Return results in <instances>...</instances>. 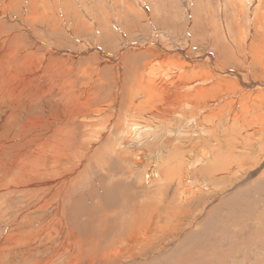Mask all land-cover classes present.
<instances>
[{"label": "bare ground", "instance_id": "6f19581e", "mask_svg": "<svg viewBox=\"0 0 264 264\" xmlns=\"http://www.w3.org/2000/svg\"><path fill=\"white\" fill-rule=\"evenodd\" d=\"M239 1L241 3V4L239 3L238 5L240 12L236 14V18L237 19L241 18V20L243 21L245 17L248 16V13L246 11L250 12L253 10V8L251 6V0H239ZM118 2L120 3V5L121 4L124 5V8L127 9L128 11H133L134 13H136L134 8L131 7L130 1L118 0ZM28 3L30 4L29 8H27V13L30 12L28 18L29 21L30 20L32 21L34 26L37 20H39L38 13L41 12V11L39 12L40 6H42V8L46 12L53 11L54 13H56L57 11L60 10L57 8L55 9V3H50L49 0H29ZM262 4H264V1L259 0L258 6H261ZM18 5L20 6V3L17 4V0H7L6 5L0 4V14H2L1 16L5 17L11 8H16ZM74 5L76 4H74L71 1H68L67 7L65 8V12H67L66 11L67 8L69 9L70 7H72L73 9ZM85 6L83 4L84 9ZM247 7H251V9H247ZM119 8L121 7L119 6ZM119 8L118 11L120 12ZM31 12H33V14H31ZM254 12L256 13V10ZM27 15L23 19V23L20 22V24L22 25L26 24ZM252 19L253 18H250L249 15V18L246 19L245 22L248 20L249 22L252 23ZM254 19H255L254 22L257 24L256 26L257 29L261 31V34H264V28L259 27L260 23L264 26L263 23L264 14L263 13L258 14V17ZM86 21L85 22L80 21V22H82V24L88 23ZM134 21H131L130 24H132ZM165 21H167V23L165 24L168 25L169 21L168 20ZM177 21L181 22V20L179 19ZM177 21L175 19L173 23H176ZM60 22L61 24L59 22H55L56 24L53 23L52 25V27L54 28L53 31L55 32L54 34L56 35V38L59 40V42H61L62 40L59 39L60 36L65 38V41L67 40L66 37L64 36V32L69 31L72 27L71 25L70 26L67 25L68 24L67 20H65L64 17L60 19ZM169 23L170 26L173 25L171 22ZM201 23L203 24L202 28H190L193 34V38L194 36L197 37L199 36V39L200 37L203 39H207L212 34L211 29L205 27L206 24L204 23H207V21ZM126 24L127 23L124 22V25ZM162 24L164 25V22ZM128 25H129V21H128ZM0 26L1 28H4L5 24H1ZM64 26L67 28H64ZM84 26L85 28H81L83 32L94 33V37H95L94 47H96L97 50V51L96 50L93 51V53H95L96 56L94 60L98 58L97 54L100 55L105 51L109 52V54L115 57L120 55V57L118 58L121 63L122 60L123 62H127L129 60L127 59L128 56L126 54V51L121 52L120 49L117 50V47H113V50H110L112 49V46L115 45V43H113V40H117L120 42L123 40V38L119 33L114 32V29L91 28L90 25H89L90 28L88 27L86 28V25ZM60 27H62V30H60ZM129 27L125 28V30L129 31L130 29ZM241 27L242 25L240 26L239 31L236 30L216 31V34L213 35V45H212V49L214 52L208 58H204V60L203 58L199 60L198 58L192 57L190 55L192 50L190 51L189 48L197 40L196 37H195L196 40L195 39H194L195 41L192 40L191 44H188V46L185 45L183 48H179L175 50L170 49L172 47V46L170 47V45H167L169 46L168 49V47H165L163 43L156 44V42L154 41H153L154 43L151 44L153 45L152 47H148L144 49L145 47H141L136 43H132V41L129 39L133 47L138 45L139 47H137V49H139L141 52H145V53L149 52L151 55L155 54V58L149 60V62H145V64L143 63V65L141 66L135 65L136 64L135 59L131 60V62H133L135 66L132 65L125 66L122 64L124 66L126 77L129 78V80L132 81V83L123 82V86L125 87V89L122 88V95L120 96L119 105H117L118 110L113 112L112 114L108 113V111L116 105V102L113 103L112 101L115 98L112 100L110 99L109 102H105L106 104L99 105L96 103L106 100H103L101 97L99 98L98 94L95 93L94 97H84V100L82 101L81 98L82 95H80V93H82L84 90L78 89L79 87L77 84V81L81 80V78L78 79L76 78L71 82L67 81V83H64L62 81L56 82L55 85L60 90V93L63 92V96H64L63 99H65L64 101H66V103L68 102L73 105L72 111L73 109H76L74 111L76 113H73L70 121L67 122V123H73V126L71 127L70 131H73L74 127L75 130L78 129L76 128V126H74V123L76 121L79 125H81L82 128L80 132L81 136L84 137L85 135L86 137L85 141L82 143V146L88 147L91 145L92 147L91 149L92 152L91 153L89 152L90 155H88V159H87L88 164L84 168V171L78 174L76 177L72 178L71 180H68V186L64 187V189L59 188L60 191L56 193L59 196L60 202L63 203L62 202L63 200L67 201L69 199L68 195L71 192L77 191L76 189L80 186V184H82V182L85 179L89 178L88 177L89 174L94 175L91 173L93 170H99V172L101 173L100 175L104 176L105 178L107 177V179H109L111 176L114 175V172L116 171V167L118 168L122 167V168H126V171L128 173L126 177H129L130 179L129 181H127L126 184H124L121 179L114 178L111 180L112 183L111 185L106 184L104 186L103 189L104 198L103 197L102 198L104 201L108 199L111 203L105 204L104 202L105 205H103V207H105L106 210L107 209L111 210L114 214V217H112L111 214H109L110 215L109 216L105 210L101 211L102 213L105 214V217L107 218V222H108L105 223L104 227L111 225L109 224L110 220L112 219L114 221L115 219L121 220L122 218H124L123 216L131 217L130 221H126V222L124 221L123 223L120 221L122 223L121 226L119 225V223L115 224L116 223L115 221L114 223L115 227L114 225L113 228L112 225L110 226V228L113 229V232L110 234V236L107 235L105 239L106 242L110 243L109 245L108 243L106 244L104 243L101 246V244L97 243L94 246H92L90 250H85V248H83L82 246L83 237L80 239V241L78 238H74L75 241H79L80 248L78 249V253H74L73 251L72 254L73 257L75 255H77L78 257L84 256V258L88 257L89 252L93 250L92 253L94 254L97 253L99 257L97 259L95 258V261L98 260V263L100 264H108V262L111 263L112 260L118 261V259L123 260V258L124 260H126L125 257H130L132 254L135 253H137V255L142 254L144 251H146L145 249H148L151 246H155L158 240L160 241L164 240L165 236H168L171 239L176 237L178 235L177 232L182 226L183 227L181 230H184L188 222H186L187 218L182 220L184 214L181 212L186 209H187L186 213H188V210L191 212H193V210H196V212H194L195 213L194 216L195 217L198 216V214H200L202 211L201 210L202 205L206 206L209 203L205 201L204 192L210 191L212 194H214L218 191H227L234 184H236V186L234 187L236 188L235 190H237L235 191L237 194L234 195L232 194L233 192H231L230 193V195L232 194L231 198L229 197L227 198V200H224V202L222 201V203L219 204L220 207L224 208L230 206L232 210L233 209L232 204H234V210L232 211H235L238 214H241V211L242 212L246 211L250 215L253 214L248 212V209L250 207L249 205H252L250 204V201H252V199L254 198L255 199L257 198V196L254 197L255 192L253 190L258 188L257 190V192L259 193L258 196L260 197V199L264 197L263 196L264 194V39L255 38L256 34L258 35L257 31L252 30L251 28L248 30V28H241ZM138 30L140 31L139 28ZM72 31L76 35L75 31L79 32L80 30L79 28H72ZM34 34L36 33L34 32ZM20 35L21 34L19 33L16 34L7 33L5 37L6 39H4L3 46L7 42H9L11 47L13 45L12 44L13 41H15V43H23L24 41L23 37L22 35L21 36ZM238 36H241V39H239ZM36 37L41 38L38 34H36ZM226 37H230V40L233 39V41L231 40V43H229ZM0 38H2L1 35ZM165 40H169V39H165ZM160 41L162 40L160 39ZM200 41L199 44L203 40L201 42ZM55 43L56 40H54L51 44H55ZM171 43L172 42H170V44ZM104 47H109L108 49L110 51L104 50ZM21 48H25V46H22ZM157 48H160L161 51L165 52L164 57H157L160 55L157 52ZM52 49L53 48H51V50ZM102 50L104 51L102 52ZM83 53H88V52H82L81 55H84ZM11 54H13L14 57L10 60H6L10 68H12V62L15 61L16 59L15 57L16 55L14 53ZM189 55L191 56L192 59L189 58ZM137 56L139 55L137 54ZM141 59L144 58L141 57ZM205 60H210L215 62L213 66L215 67L217 73H214L209 69V65ZM234 61L237 62V64H229V62H234ZM3 62L0 61V66L4 65ZM62 63H64L63 60L60 61L59 65H61ZM239 64L244 67L242 69H239L238 67ZM18 65L20 69L21 66H24L25 68L26 58L21 59ZM49 65L53 67L54 62L53 61L50 62ZM35 66L37 68H40L39 61L38 64H35ZM199 67L203 68V71L205 73L204 75H202V72L201 70H199ZM141 68L144 69L141 70ZM32 71L37 72L38 70L33 68L31 72ZM61 71L63 72L69 71L68 65L64 66L63 64V66L61 67ZM131 71L132 74L130 75V77H128ZM3 73L4 71H0V75H3ZM13 73L14 70L11 69L9 77L3 76L5 80L3 82V86L2 89L0 90V93H3L4 95L5 94L8 95L9 88L13 87L14 84H16L15 89H18L19 88L18 80H22L21 77H23V80L26 81L27 79L26 72L25 73L16 72L15 74ZM81 73L85 76L84 72ZM20 74L22 76L18 77V75ZM65 75H67V73ZM223 76H229V77L225 78ZM88 77L90 78L89 75ZM85 83L86 81L84 80V84ZM81 85H82V81H81ZM49 87L46 86V88ZM0 96L4 97L2 94H0ZM54 99L57 100L55 96L53 97V100ZM95 104L97 107H95ZM104 113H106V115ZM80 116L84 118L82 120H79ZM67 123H64L62 127L65 130L67 129L66 127ZM84 127L86 132L83 135L82 131L84 130ZM155 128L157 129L153 131V129ZM63 129L61 130L56 129V131L57 133H59L62 132ZM51 131L53 132V130ZM106 133L107 136L105 138ZM71 138L69 140L72 141L74 137L72 136ZM100 142L101 144L95 148L97 143ZM65 143L67 148L66 147L64 148L63 146V144ZM71 143L72 142L53 141L52 139H47L45 141L44 139L35 147V151L36 154L38 153L43 157H45L46 159L45 165L47 166L48 162L51 159H56L57 161H63L65 160V158L69 159V157L66 156L67 153L70 157L76 156L77 155L76 151L72 153L68 152V149L73 144ZM73 146L72 149H75ZM50 147L54 149L51 150ZM57 149L58 150L60 149L61 151H58ZM186 149L188 151L187 154L185 153ZM77 156L79 158L78 161H82L84 154L81 153L80 156L79 155ZM27 159L28 161L30 159L35 160L34 155H30V154L29 157H27ZM28 161H27L28 170L26 171V169H24L25 172L23 173V170L21 169L20 174H25V173L31 174L36 170L38 171L43 170V168H41L40 166L38 167L39 162L33 164V163H28ZM55 167H56V163H54L53 165V168ZM75 168L76 167H74V170ZM68 169H69L68 171H70V169L73 170L72 167H69ZM145 170H151V173L147 177H145L144 175ZM49 172L51 173V171ZM47 173L48 171L46 170V174ZM126 177H122V178H126ZM49 178L51 177L49 176ZM132 178H134L135 181L132 180ZM13 181L14 182H12L13 184L11 186L1 184L0 189L6 190L8 192L9 191L8 187L10 188L14 187L15 189L18 188L19 190L20 186H23L25 184V178L22 176L14 177ZM59 181L62 180H60L59 178V180H54L53 182H59ZM47 183L46 185H48ZM172 185H175V195L173 200L164 202L162 206L159 205L156 206V202L153 201L154 194H157L158 196L164 195L166 190L170 188ZM118 189H122V190H118ZM20 190L23 191L27 189L22 190L21 188ZM31 191H35V190H28L26 192V195H28ZM91 192L92 190L90 191V193ZM37 193L38 191L34 195L37 196ZM44 195L46 196V194ZM41 196H43V194ZM37 197L35 198V200H39V198ZM28 199L30 198L27 197V200ZM30 201H33V198L30 199ZM115 202L119 203L117 208H116L117 205L116 206L114 205ZM31 203L33 205V202ZM74 204L76 203L74 202ZM54 205H56L57 207L59 206L56 203ZM41 207H43V204L41 205ZM48 208L49 207H47V209ZM183 208L185 209L183 210ZM160 209H162V211H160ZM250 210L252 212L254 211L253 208H251ZM92 213L94 212L92 211ZM156 215H158L157 219L159 220V223L157 219H153L154 216ZM204 215L205 216L194 225V228L191 231L190 236H187L185 238L186 241L189 240L191 243L194 237H196L197 235H199L198 239L203 240L205 238L204 237L205 231L209 230L210 234H213L215 232L214 229L219 227L221 228L223 226V222L221 226L222 220L220 218H216L218 216H215V214L211 212V209H208ZM170 220L172 221L176 220L178 224L172 226L170 225L168 226L167 224L166 226L160 225L161 223L166 221L171 223ZM55 223L58 224V220ZM55 223L54 221H52V224L49 225L47 224L46 227L49 230H52L53 224ZM225 223L229 230L231 228L230 224L233 223V221L229 218V222H225ZM59 225H60L59 228L57 227L58 230L56 229L58 235L61 234L62 236L67 235V232L69 231V234L73 236L70 230L65 229L64 227L65 224L63 219L62 222H60L59 219ZM116 225H118L119 227H116ZM222 228L220 231L223 232ZM156 229H159L160 231H164L167 229L168 231L167 232L164 231L162 233H156L157 234L156 235L155 234ZM92 232H94L93 229L91 230V232L89 231L88 233L91 235L93 234ZM42 234H47L51 237L54 235L53 233H46V231L42 232ZM42 234L36 232L37 236H35V238H40ZM210 236H211V240L209 239L210 241L209 245L206 244V246L203 247V249L207 250L208 252H212L213 249L215 248L214 246L215 241L212 240L213 235ZM92 239L95 240V238ZM3 242H5L6 245H8L11 244L13 241L11 238L10 239L5 238ZM76 245L78 244L76 243ZM191 245L194 244L192 243ZM199 245L197 244V246ZM104 247L106 248L104 249ZM161 247L162 245L159 246V248ZM195 247L193 248L195 249ZM94 249L97 250L94 251ZM175 249L178 250V248L176 247ZM179 251L181 250L179 249ZM183 252L184 251H182V253ZM182 253L181 252L179 253L181 257H182ZM7 254L8 252L6 253V255ZM191 254L194 253L189 252L188 256H191ZM176 255L175 256L178 257V254ZM7 256L14 257L13 254ZM7 256L6 258H8ZM32 256H34V254H32ZM110 256L113 257L110 258ZM41 257L40 256L37 257L40 259H38L35 264H47L45 258L41 259ZM69 257H72L71 254ZM135 257L136 256H134V258ZM197 257L198 259L201 258V256L200 257L197 256ZM174 258L175 257H173V259ZM188 259H192V258H188ZM69 260H71V258ZM74 260H76V258ZM80 261L79 262L74 261L73 264H77V263L80 264L81 263ZM209 262H212V260ZM185 263L187 262L185 261ZM218 263L221 262L219 261ZM189 264H193V263L190 262Z\"/></svg>", "mask_w": 264, "mask_h": 264}, {"label": "rangeland", "instance_id": "374dc122", "mask_svg": "<svg viewBox=\"0 0 264 264\" xmlns=\"http://www.w3.org/2000/svg\"><path fill=\"white\" fill-rule=\"evenodd\" d=\"M68 1H71L76 5H74L75 7L73 6V9L72 7H70L69 9L67 8L66 9L67 12H65V8L67 7ZM128 1L131 2L130 5L132 8H134L136 13L125 9L122 4L120 5L118 0H86V1L85 0H62V1L49 0L50 3H55V9L57 8L60 10L57 11L56 14L53 11L46 12L42 8V6H40L39 12L40 11L41 12L38 13L39 14L38 19L40 21L37 20L36 22L37 25L35 24V26L31 20L29 21L28 18L30 13V12L27 13V8H29L30 6V4L28 3L29 0H17V4L20 3V6L19 5L17 6L19 9L17 7L11 8L5 17H2L1 16L2 14H0V25L5 24L4 28H1L0 26V35L2 36V38H0V61L1 62L4 61L3 62L4 65L0 66V71H4L3 75H0V86H1L0 90L2 89L3 82L5 80L3 76L9 77L11 69L14 70L13 74H15L16 72L27 73L26 81L23 80V77H21L22 80H18L19 91L18 89H15L16 84H14L13 87L9 88L8 95L7 94L4 95L3 93H0L4 96V97L0 96V186L1 184L11 186L13 184L12 182H14L13 181L14 177L22 176L25 178V184L23 186H20V189L21 188L22 190L27 189L21 191L20 189L18 190V188L15 189L14 187L12 188L8 187L9 190L8 192L6 190L0 189V247H1L0 264H35L36 261L40 259L37 258L39 256L40 257L43 256L41 257V259L45 258L47 264L50 263L73 264L74 261L79 262L80 260H81L80 264H100L98 263V260L95 261V258L97 259L99 257L97 253L95 254L92 253L93 250L89 252L88 257L85 258L84 256L78 257L77 255L73 257L72 255L73 251L74 253H78V249L80 248L79 247L80 239L83 237L82 246L83 248H85V250H90L91 247L97 243L101 244L102 246L104 243L105 244L108 243L105 241V239L107 235L110 236V234L113 232L112 229L113 225L115 227V224L119 223V225L121 226L124 221L125 222L130 221L131 218L128 216L129 217L128 219L127 216H123L124 218H122L121 220L115 219L116 223L112 219L109 221L110 222L109 224L112 225V228H110L111 225L104 227L105 223L108 222H107V218L105 217V214L101 212L105 210L108 215L111 214L112 217H114V214L111 210L109 209L106 210V208L103 207V205L111 203L108 199L105 201L103 200L104 198L103 189L106 184L111 185L112 184L111 180L114 178L121 179L124 184H126L127 181L130 180L129 177H126L128 175L126 168H122V167L121 168L116 167V171L114 172V175L111 176L110 178L108 177L109 179H107V177L105 178L104 176L100 175L101 173L99 172V170H93L91 173L94 175L89 174L88 176L89 178L85 179L84 180L85 182L83 181L82 184H80V186L76 189L79 192L77 191L71 192L69 194L70 196L68 195L69 199L67 201L63 200L62 201L63 203L60 202L59 196L56 193H58L60 189L62 188L64 189V187L68 186V180H71L72 178L76 177L78 174L84 171V168L88 164L87 159H88V155H90V153L92 152L91 151L92 147L91 145L88 147L82 146V143L86 139L84 135V133L86 132L85 127L84 130L82 131L84 137L81 136L80 134L82 129L81 125H79L76 121L74 123V126H76V128L78 129L75 130L74 127L73 131H70L71 127L73 126V123H67V122L70 121L72 114L76 113L74 112L76 109H73L72 111L73 105L68 102L66 103V101H64L65 99H63L64 97L63 92L60 93V90L55 85L57 81L58 82L62 81L64 83H67V81L71 82L76 78L77 79L81 78V80L77 81V84L79 87L78 89L84 90L82 93H80V95H82L81 97L82 101L84 100V97H94L95 93L98 94L99 98L101 97L103 100H106L96 103L99 105L106 104L105 102H109L110 99L112 100L115 98L112 101L113 103L116 102V105L108 111V113L112 114L113 112L118 110L117 105H119L120 96L122 95V88L125 89V87L123 86V82L132 83V81H130L129 78L126 77V73L124 71L123 65L141 66L143 65V63L145 64V62H149V60L155 58V54H153L152 52L151 53L154 55V57L149 52L146 53L141 52L139 49H137V47L139 46L145 47L144 49H146L148 47H152L153 45L151 44L156 42V44L163 43V45H165V47H168V49L169 46L167 45H170V47L172 46L170 49L175 50V49L183 48L185 45L188 46V44H191L192 40H194L196 37L197 40L196 39H195L196 41L194 40L196 43L193 41L194 42L193 45L195 44L194 47L193 45H191L189 48L190 51L192 50L190 55L192 57L198 58L199 60H201V58H203L204 60V58H208L214 52L212 49V45H213V35L216 34V31H225V30L239 31L240 26L242 25L241 28H248V30L251 28L252 30L257 31L258 35L256 34L255 38L264 39V34H261V31L258 30L256 27L257 24L254 22L255 21L254 18L258 17V14H262V13L264 14V4L258 6L259 0H251V6L253 10L250 12L246 11L248 13V16L245 17L243 21L241 20V18L239 19L236 18V14L240 12V9L238 7L240 3L239 0H128ZM0 4L6 5L7 0H0ZM83 4L85 6V9L83 7ZM118 5L121 8H119ZM118 8L120 12L118 11ZM247 9H251V7H247ZM255 10L256 13L254 12ZM31 14H33V12H31ZM26 15H27L26 24L25 25L20 24V22L23 23V19L26 17ZM249 15L250 18H253L252 23L249 22L248 20L245 22V20L249 18ZM63 17L65 18V20H67L68 23L67 25L68 26L71 25L72 27L69 31H65L66 33L64 32V36L66 37L67 40L65 41V38L60 36L59 39L62 40L61 42H59V40L56 38V35L54 34L55 32L53 31L54 28L52 27V25L55 22H59L61 24L60 19ZM165 17L168 19H166ZM40 18H42L43 20ZM175 19L176 21L178 19L181 20L182 23L179 21H177L178 24L177 22L173 23ZM165 20H168L173 25L170 26L169 22L168 25L165 24L167 23V21ZM80 21H84V22L86 21L88 23L82 24V22ZM128 21H129V25H128ZM131 21L134 22L130 24ZM204 21L205 22L207 21V23H204L207 25V26L205 25V27L210 28L212 34L207 39H203L200 37L201 41L203 40L202 43L199 39V36L198 37L194 36L193 38V34L190 28H202L203 24L201 22ZM124 22L127 24L124 25ZM163 22L165 26L162 24ZM84 25H86V28L87 27L90 28L91 26V28L114 29V32L119 33L123 38V40L121 42L117 40H113V43H115V45H113L112 49L110 50H113V47H117V50L120 49L121 52L126 51V54L128 56L127 59L129 60L127 62H123L122 60L121 63L118 58L120 57V55L115 57L106 51L100 54L101 56L97 54L98 58L94 60V58L96 57L95 53H93V51L96 50V47H94L95 46L94 33L83 32L81 28H85ZM127 27H129L132 31L129 28L128 29L130 32L128 30H125V28ZM259 27L264 28V26L261 23L259 24ZM64 28L67 27L64 26ZM72 28H79L80 31L79 32L75 31L76 33L75 35L72 31ZM121 28L124 29L122 30ZM138 28L140 29V31L138 30ZM60 30H62V27H60ZM34 32L38 34L41 38L36 37V34H34ZM7 33L9 34L19 33L22 35L23 40L25 42L23 41V43H15V41H13L12 42L13 45L12 44L11 45L14 47L12 46L10 47L9 42H7L3 46L4 39H6L5 37ZM226 38L228 39L229 43H231V40L233 41V39L230 40V37H226ZM238 38L241 39V36H238ZM129 39L132 41V43H136L139 46L136 45L133 47ZM153 39L155 40L157 39V40L155 41ZM160 39L162 41H160ZM165 39H169V40H165ZM54 40H56V43L51 44ZM199 41L201 42L200 44ZM170 42L172 43L170 44ZM22 46H25V48H21ZM51 48L53 49L51 50ZM108 48L109 47H104V50L110 51ZM5 50L8 52H6ZM104 50H102V52ZM10 52L16 55L15 61L12 62V68H10V66L6 62V60H10L14 57V55L11 54ZM82 52H88V53H83L84 55H81ZM157 52L160 54L157 57H164L165 52L161 51L160 48H157ZM137 54L139 56H137ZM190 55L189 58H191ZM141 57H143L144 59H141ZM23 58H26V67L24 68V66H21L20 69L18 64L19 61ZM134 59L136 60L135 65L133 62H131V60ZM61 60H63L64 63L59 65ZM38 61L40 63V68H37L35 66V64H38ZM52 61L54 62L53 67L49 65V63ZM205 61H207L209 65V69L214 73H217L215 67L213 66L215 62L210 60H205ZM63 64L64 66L68 65L69 71L67 72L61 71V67L63 66ZM229 64H237V62L235 61L229 62ZM238 67L239 69H242L244 66L239 64ZM33 68L37 69L38 71L31 72ZM143 69L144 68H141V70ZM199 70H201L202 75L205 74L202 67H199ZM81 72H84L85 76ZM66 73L67 75H65ZM87 73L90 76V78L88 77ZM50 74H52L53 76ZM131 74L132 71L128 75V77H130ZM20 76L22 75L21 74L18 75V77ZM223 77L228 78L229 76H223ZM84 80L86 81L85 84H84ZM81 81H82V85H81ZM46 86L49 88H46ZM87 88L89 91L87 90ZM54 96L55 98H57V100L56 99L53 100ZM96 104L95 107H97ZM104 114L106 115V113ZM83 118L84 117L80 116L79 120H82ZM64 123H67L66 130L62 128ZM55 128L57 130L63 129L62 131L63 133L62 132L57 133ZM156 129L157 128L153 129V131H155ZM51 130H53V132ZM72 136L74 138L71 141L69 139ZM106 136L107 133L105 135V138ZM46 137L47 139H52L53 141L72 142L73 144L72 143L71 144L72 146L75 145L73 146L75 149H72V146H70L68 152L72 153L76 151L77 155L79 156L81 153H83L84 154L83 160L78 161L79 158L77 155L70 157L67 153L66 156L69 157V159L65 158V160L63 161H57L56 159H51L48 162V165L46 166L45 157H43L38 153L36 154L35 151V147L40 142H42L44 139L45 141L47 140ZM100 144L101 142L97 143L95 148ZM63 146L65 148L66 143L63 144ZM50 149L52 150L54 148L50 147ZM58 151L61 150L59 149ZM185 153L186 154L188 153L187 149L185 150ZM29 154L34 155L35 160L30 159L28 161L27 157H29ZM27 161L28 163H33V164L39 162L38 167L40 166L41 168H43L44 171L36 170L31 174L30 173L20 174L21 169L23 170V173L25 172L24 169H26V171L28 170ZM54 163H56L55 168H53ZM57 165L59 166L61 165L60 168ZM68 166L72 167L73 170L70 169V171H68L69 170ZM74 167H76L75 170ZM46 170L48 171L47 173L48 175L46 174ZM49 171H51V173ZM150 173L151 170H145L144 172L145 177H147ZM49 176L52 179L49 178ZM54 176H56L57 178ZM122 177H126V178H122ZM59 178L62 181L53 182L54 180H59ZM132 180L135 181L134 178H132ZM46 183L48 185H46ZM234 186H236V184L230 187L227 191H218L214 194H212L210 191L204 192L205 201L209 203L206 206L202 205L201 207L202 211L196 217L194 216L195 215L194 212H196V210H193V212L188 210V213H186L187 209L184 210L185 208H183L184 211L181 212L184 214L182 220L187 218L186 222L188 223L184 230H181L183 226L179 229V231L177 232L178 235L176 237L171 239L168 236H165L164 240L162 241L158 240L155 246H151L150 248L145 249L146 251H144L142 254H138L140 257L137 255V253H135L132 254L130 257H125L126 260H124V258L123 260L118 259V261L112 260L111 263L108 262V264H151V263L160 264L161 262H162L161 264H180V263L189 264L190 262L193 264H264V206H263L264 197L260 199V197L258 196L259 193L257 192L258 188L253 190L255 192L254 197L257 196V198L256 199L254 198L252 199V201H250V204L252 205H249L250 207L248 209V212H250L251 214L253 213L252 215H250L246 211L245 212L241 211V214L232 211L234 210V204H232V208H233L232 210L230 206L224 208L220 207L219 204H221L222 201L224 202V200H227V198L229 197L231 198L232 194L234 195L237 194L235 192L237 190H235L236 188ZM28 190H35V191H31L28 195H26V192ZM91 190L92 192L90 193ZM118 190H122V189H118ZM37 191H38L37 193L38 197L34 195ZM231 192L233 193L230 195ZM42 194L43 196H45L44 194H46V196L43 197L41 196ZM174 195H175V185H172L170 188L166 190L164 195L158 196L157 194H154L153 201L156 202V206L157 205L162 206L164 202L173 200ZM27 197L30 199L33 198V201H30V199L27 200ZM36 197L39 198V200H35ZM57 197L59 200L57 199ZM31 202H33V205ZM74 202L76 204H74ZM55 203L58 204L59 206L57 207L56 205H54ZM42 204L43 207H41ZM118 204H119L118 202H115L114 205L115 206L117 205L116 208L118 207ZM40 207L43 209H41ZM47 207L49 208L47 209ZM207 208L211 209V212H213L215 216H218L216 218H220L222 220L221 226L223 222V226H222L223 228L222 227L221 228L223 232L220 231L221 228L219 227L220 230L219 228L214 229L215 232L213 234H210L209 230L205 231L204 232L205 238L203 240L198 239L199 235H197L196 237H194L191 243L189 240L186 241L185 238L187 236H190V233L193 230L194 225L205 216L204 214L208 210ZM251 208H253L255 212L254 211L252 212L250 210ZM92 211L94 213H92ZM160 211H162V209H160ZM77 215L80 216L78 217ZM157 216L158 215L154 216L153 219H157ZM229 218L233 221L234 224L231 223L230 224L231 228L228 230V227L226 226L225 222H229ZM59 219L60 222H62V219L64 220L65 229L70 230L73 236L69 234V231L67 232V235H63V236L62 234L58 235L56 229L58 230L60 226ZM57 220H58V224L55 223ZM52 221H54L55 224H53L52 230H49L46 227V225L52 224ZM170 221L171 223L170 222L166 223L162 221L163 223H161L160 225L166 226L167 224L168 226L169 225L172 226L178 224L176 220L174 221L170 220ZM116 227L119 226L116 225ZM92 229L94 230V232H92L93 234L90 235L88 232L89 231L91 232ZM45 231L46 233H53L54 235L51 237L47 234H42V232ZM159 231H160L159 229H156L155 234L162 233L164 231L167 232L168 230L166 229L164 231H160V232ZM36 232L42 234L40 238H35V236H37ZM210 235H213L212 240L215 241L216 244V245L214 244L215 248L213 249L212 252H208L207 250L203 249V247L206 246V244L209 245L210 243L209 239L211 240ZM5 238L8 239L11 238L13 242L11 244L6 245V243L3 242ZM74 238H78L79 241H75ZM92 238H95V240ZM181 240L184 241L182 242ZM76 243L78 245H76ZM179 243L181 246L179 245ZM192 243L194 245H191ZM109 244L110 243H108V245ZM197 244L200 245L197 246ZM158 245L159 246L162 245V247L159 248ZM175 247L178 248V250L175 249ZM193 247H195V249ZM105 248L106 247H104V249ZM97 249H94V251ZM179 249L181 251H179ZM182 251L184 252L182 253ZM7 252H8L7 255L13 254L14 257L7 256L6 255ZM180 252L182 253V257L184 258H182L181 255H179ZM189 252L190 253L193 252L194 254L188 256ZM32 254H34V256H32ZM70 254L72 257H69ZM176 254H178V257H176L177 256ZM5 255L8 258H6ZM134 256L136 257L134 258ZM197 256L199 257L201 256L200 258L201 260L198 259ZM112 257L113 256H110V258ZM173 257L175 258L173 259ZM68 258L69 259L71 258V260H69ZM75 258L76 260H74ZM164 258L167 260H165ZM188 258H192V259H188ZM89 259L92 261H90ZM218 259L221 263H218L219 262ZM211 260L212 262H209ZM185 261L187 263H185Z\"/></svg>", "mask_w": 264, "mask_h": 264}, {"label": "crops", "instance_id": "0c3cea01", "mask_svg": "<svg viewBox=\"0 0 264 264\" xmlns=\"http://www.w3.org/2000/svg\"><path fill=\"white\" fill-rule=\"evenodd\" d=\"M124 6V5H123Z\"/></svg>", "mask_w": 264, "mask_h": 264}]
</instances>
